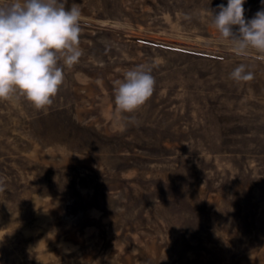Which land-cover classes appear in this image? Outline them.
<instances>
[{
    "label": "rangeland",
    "instance_id": "1",
    "mask_svg": "<svg viewBox=\"0 0 264 264\" xmlns=\"http://www.w3.org/2000/svg\"><path fill=\"white\" fill-rule=\"evenodd\" d=\"M73 2L83 55L53 103L0 100V264H264V62L211 24L227 0ZM140 64L153 94L117 116Z\"/></svg>",
    "mask_w": 264,
    "mask_h": 264
},
{
    "label": "clouds",
    "instance_id": "2",
    "mask_svg": "<svg viewBox=\"0 0 264 264\" xmlns=\"http://www.w3.org/2000/svg\"><path fill=\"white\" fill-rule=\"evenodd\" d=\"M245 0H227L209 10L220 37L228 40L238 56L255 52L264 62V7L245 19ZM264 5V0H261ZM68 0H8L0 4V100L23 97L34 108L43 109L64 82V68H71L83 55L79 47L82 4ZM189 19L190 17H185ZM233 26H238L233 31ZM229 78L241 82L253 79L245 64H239ZM152 67L140 64L114 82L117 116L135 113L151 97L155 86ZM135 124V116L125 117Z\"/></svg>",
    "mask_w": 264,
    "mask_h": 264
}]
</instances>
